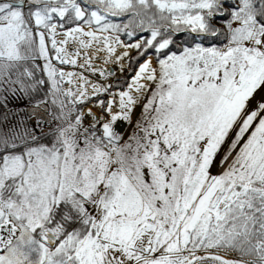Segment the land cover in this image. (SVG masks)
<instances>
[{"label": "snow or ice", "instance_id": "6c2138e0", "mask_svg": "<svg viewBox=\"0 0 264 264\" xmlns=\"http://www.w3.org/2000/svg\"><path fill=\"white\" fill-rule=\"evenodd\" d=\"M0 264H264V0H0Z\"/></svg>", "mask_w": 264, "mask_h": 264}, {"label": "rangeland", "instance_id": "374dc122", "mask_svg": "<svg viewBox=\"0 0 264 264\" xmlns=\"http://www.w3.org/2000/svg\"><path fill=\"white\" fill-rule=\"evenodd\" d=\"M129 131H131V129L130 128H126L125 132L127 133Z\"/></svg>", "mask_w": 264, "mask_h": 264}, {"label": "water", "instance_id": "95a60500", "mask_svg": "<svg viewBox=\"0 0 264 264\" xmlns=\"http://www.w3.org/2000/svg\"><path fill=\"white\" fill-rule=\"evenodd\" d=\"M127 127H125V130H126Z\"/></svg>", "mask_w": 264, "mask_h": 264}]
</instances>
